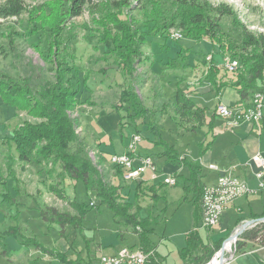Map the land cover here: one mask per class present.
<instances>
[{
    "label": "trees",
    "instance_id": "trees-1",
    "mask_svg": "<svg viewBox=\"0 0 264 264\" xmlns=\"http://www.w3.org/2000/svg\"><path fill=\"white\" fill-rule=\"evenodd\" d=\"M21 1L0 0V19L6 20L18 17L22 13L27 14L24 18L28 25L27 34L29 37L33 35L38 37L37 41L30 42L29 45L34 52H37L43 66H38V71H36L37 67L30 62L32 68L26 71V74H20L15 78L0 75L2 101L12 106L15 113L25 111L35 119L31 122L24 120L23 127H14L11 135L1 138V142H7L15 148L22 164L30 163L34 155V157L41 158L44 163L50 164V168L47 169L48 174L54 172L51 166H57L59 172L56 176L60 178V181L65 176L75 182L81 181L87 192L94 193L99 205L112 211L119 225L123 223L129 226L130 231L137 235V243L129 247L140 248L145 253L144 264H166L150 237L154 232L153 225L158 218H152L149 214L140 216L141 206L138 203V196L146 189L148 194L150 192V196L158 197L154 192L158 187H164L167 184L161 180L147 185L146 181L149 178L143 175L144 179L134 180L135 196L134 200H130L127 197L129 191L124 193L125 185L121 183L124 180L123 169L115 164H111V167L105 171L102 167L98 168V165L103 162L102 157L98 158V162L93 163L89 155L90 145L87 139L78 133L81 121L78 115L70 114L80 102L79 95L83 93L82 89L90 90L87 83L89 75L83 73L82 77H79L80 68L75 62L77 56L71 49V44L76 42L79 32L87 31L90 37L106 47V54L114 58L116 69L126 76H131L135 69V59L141 56L142 47L148 39L158 35L166 41L168 30L178 24L182 29L184 28L185 35L196 42L204 38L210 39L218 46L220 53L227 54L229 51L228 55L238 59L240 66L235 72L236 77H230L227 83L222 80L221 82L236 88L240 99L246 100L255 89L264 85V35L262 33L253 34L243 23L232 19L234 25L240 29L241 39L237 49L233 41L227 39V34L220 22L221 16L228 14V11L222 10V6L213 7L206 0H170L167 8L164 7V0H50L31 7L23 5ZM63 2L68 5L63 7ZM81 6L89 10V20L83 23L70 21L72 16L80 14ZM137 8L144 20V30L139 27V21L132 22V18L127 14L126 18L121 17L124 10L130 12ZM17 34L13 27L9 28L6 34L4 33L9 38L8 43L11 50L14 49V38ZM205 58L204 61L208 66L206 77L212 85L217 86V81L221 78L217 80L216 75L222 67L214 64L213 55L209 60ZM165 64L168 65V62L165 61ZM223 72L222 78L228 73L225 69ZM218 85L221 84L218 83ZM122 94L125 95V92ZM153 94L159 98L162 96L160 91L154 90ZM127 95L128 99H134L135 90L127 91ZM87 100L86 98L84 101ZM169 104L175 116L191 126L188 127L190 130L211 124V119L207 120V107L196 104L179 86L175 89L174 100H169V102L162 100L163 106L160 110L162 111ZM111 108L120 113L119 132L123 133L125 124L122 123L124 115L120 111L122 105L115 104ZM127 108L125 106V109ZM141 111L142 109L135 110L134 113L138 115ZM158 126L154 124L147 127L145 135L141 127L134 126L133 128L141 139H149L154 145L162 147L160 151L146 155L179 161L188 167L187 182L183 186L184 194L178 200L192 203L195 227L184 234L185 243L180 250V256L183 264H205L218 250L221 243L213 242L212 246L208 245L200 234L201 225H197L201 217L202 205L200 203L205 185L201 180V164L196 160L181 157L174 146L162 137ZM209 128L211 129L210 126ZM123 137L125 138L124 135ZM152 159L155 163L153 157ZM110 176L118 182L111 181ZM17 181L15 173L10 172L5 176L0 172L1 200L15 203L18 195L17 185H15ZM60 181L53 184L48 183L47 188L57 198L65 200L67 196ZM42 183L45 184L46 181L42 180ZM8 184L11 188L13 187L14 196L11 195ZM189 195L192 197L189 198ZM68 204L73 212L61 211L52 205H44L38 207L39 216L45 222L59 225L60 234L66 227H73L78 231L83 230L82 222L86 210L95 203L77 202L72 199L68 200ZM262 216H264V211L258 215V217ZM17 231H19L17 224L8 226L0 232V241L6 235L16 234ZM117 235L120 236L121 233L118 232ZM25 238L26 240L20 242L27 244L29 241L39 251L55 256L61 262L82 264L75 259L66 261L64 253L54 252L35 237ZM237 241L239 249L245 245L246 241L264 245V222L245 228ZM3 246H5L4 243ZM0 254H5V249L0 251Z\"/></svg>",
    "mask_w": 264,
    "mask_h": 264
},
{
    "label": "rangeland",
    "instance_id": "rangeland-1",
    "mask_svg": "<svg viewBox=\"0 0 264 264\" xmlns=\"http://www.w3.org/2000/svg\"><path fill=\"white\" fill-rule=\"evenodd\" d=\"M46 1L50 0H22L21 2L23 5L31 7ZM206 1L213 7L217 8L222 6V10L228 11V14L221 16L220 22L227 34V39L233 41L237 49L239 48V40L241 39L240 29L234 25L232 19L243 23L251 33H262L264 35V0ZM163 2L165 8L169 7L168 2H170V0H164ZM63 3V7L68 5L66 2ZM126 14L132 18V22L139 21L138 23L141 30L145 29L143 26L144 20L138 8L130 12L124 10L121 17L126 18ZM26 15V13H22L18 17H11L6 20L0 19V75L4 74L7 77L15 78L20 74H26V71H30L32 68L30 62L37 67L36 71H38V66H43V62L39 59V55L37 52H34L29 45L30 42L37 41L38 37L34 35L33 37H29L27 34L28 25L24 19ZM89 17V10L87 7L81 6L80 14L72 16L70 21L83 23L87 22ZM11 27L18 33L16 38H14L13 50L9 48V38L4 35ZM170 29L180 30L181 37H168L166 41L158 35L150 37L147 43L142 47L141 56L135 59V69L131 76H126L116 69L113 62L114 58L106 54V47L98 43L95 38L90 37L87 31L84 30L79 32L76 42L71 44V49L77 56L75 62L80 68L79 77L81 78L83 73L89 75L87 83L89 84L90 90L82 89L83 93L79 95L80 102L70 114L73 116L78 115L81 120L83 128L80 124L78 133L87 139L90 145L89 155H91L90 157L93 163L98 162V158L100 157L95 146V141H97L95 136H99L102 141H106L108 134L111 135L116 132L117 129L119 130L118 122L121 118L120 113L111 108L112 105L115 104L122 105L120 111L124 115L122 120V123L125 124L123 129L124 136L130 137L132 134L137 133L133 128L134 126L141 127V129H143L142 133L145 135L147 133L146 128L156 124L159 125L158 128H160L162 137L167 139V141L171 140L173 136L175 141L177 140L182 143V140L179 138L184 133V139L188 142L189 147L187 150H192L194 155L196 154L195 150H199L201 148L200 146L204 147L206 141L209 140L210 135L206 134L205 128L197 127L193 130H190V128L188 129V127L191 126L175 116L170 104L167 105L165 109L163 108L162 111L160 108L163 106L162 100L166 102L174 100L177 86L181 87L189 95L191 93H200L202 87L209 86V83L205 81L208 66L204 61L205 56L209 54L213 55L214 64L222 67L216 75L217 80L221 78L217 81V84H222L221 80L227 83L230 77L235 78V73H227V75L222 78L225 69L222 66V56L231 57L228 55L230 52L227 51V54L220 53L218 46L207 38L196 42L192 38L186 36L184 28L182 29L178 24ZM167 34L169 35V30ZM165 61L168 62V65L165 64ZM107 66L109 67L107 68ZM129 90H135L136 97H134V99L130 100L127 98L129 97L127 91ZM154 90L162 93L161 98L153 94ZM122 92H125V95H123ZM197 96L198 95H192L191 98L200 104V100H198L199 98ZM86 98L88 100L84 101ZM125 106L128 108L125 109ZM133 108L137 111L142 109V111L140 114L135 115V110ZM206 114L209 116L210 111H206ZM103 115L106 121L104 124L102 121V118H104ZM0 118L2 120H7V122H10L14 127H23L24 120L28 122L35 120L25 111H18L15 113V109L5 103L0 107ZM175 130L181 133L178 138L175 134ZM1 141L2 139H0V172L5 176L10 172L15 173L18 179L15 183V185H17L18 195L15 203L1 200L2 196L0 195V212L8 215L5 219L0 221V232L8 226H14L16 224L18 225L19 231H17L16 234L6 235L4 242L7 245L3 246L2 241H0V251L5 249L8 253L17 255L18 250L16 244L21 240H26L25 237H35L40 242L42 241L43 244L52 247L51 245H53L54 239L60 236V226L55 223L43 221L39 216L38 207L52 205L56 206L61 211L67 210L73 212V209L68 204V200L72 199H75L77 202L89 203L92 201L95 203L94 206H89L86 210L82 222L84 233L88 235L93 234L95 237L101 236L105 241H109L110 235L112 234L111 231L115 230L116 227L122 229V231L125 229L127 230L123 235L124 242L131 243L136 239V235L130 231V227L123 223L119 225L115 221L112 211L105 206L99 205L94 193L87 192L81 181L75 182L66 176L60 181V178L56 176L59 172V168L57 166H51L54 172L48 174L47 169L50 168V164L44 163L41 158L34 157V155L30 163L22 164L17 157L18 155L15 148L10 146L7 142L4 143ZM174 146L178 151H182L180 145L175 144ZM161 149V146L154 145L153 142L145 138H143L138 145V151L141 154H147L148 150L156 153ZM106 150L111 154L115 150L117 152L115 141H112L111 147ZM111 154H109V158ZM101 167L104 168V171L107 170L104 162L98 165V168ZM202 168L203 172H205V167L203 166ZM186 172L187 168H184L182 174H186ZM109 173L112 172L109 171ZM42 180L46 181V183H42ZM110 180L115 183L118 182V180L114 179L112 176H110ZM56 181H60V184L63 185L67 196L65 200L57 198L47 188L48 183L53 184ZM134 182L135 181L129 180L121 181V183L125 185L124 193L129 191L127 197L130 200H134L135 196ZM152 182L153 180L148 179L146 184L150 185ZM183 183L184 178L180 176L176 184L158 187L154 192L157 193L156 195L158 197L150 196V192L148 194V190L146 189L138 196V203L141 206L139 210L140 216L143 217L149 214L152 218H158L156 219L157 222L153 225L154 232L151 234V237L156 242L157 246H159L160 251L167 254L168 264L182 263L180 250L185 243L184 233L182 234V232L191 229L193 223L192 203L186 201L179 202L178 200L180 196L184 194ZM8 186L11 190V195L14 196L13 187L11 188L10 184H8ZM1 193L2 189L0 185V194ZM165 193H167L166 197L164 196ZM235 213H237L236 210ZM240 214L241 213L236 215L232 214L230 217L240 216ZM233 228L234 222L231 221L228 224L227 230L220 231V229L218 228L217 230L215 226L211 228L205 227L200 231V234L204 242L210 246H212L213 242H220V247L223 245V257L225 259L231 254V251H235L236 253L238 250H243L242 246L239 249V243L237 241L242 232L236 239H233L231 248L228 249V242L230 240L228 237L231 233L235 232V230L231 232ZM162 240L164 241L161 242ZM30 243L31 242L27 241L26 245L30 247L31 250L39 251ZM217 251L213 253L208 262H210L211 259V261L220 259L222 251ZM32 256H35V254ZM0 264L13 263L9 262L5 254H0Z\"/></svg>",
    "mask_w": 264,
    "mask_h": 264
},
{
    "label": "crops",
    "instance_id": "crops-1",
    "mask_svg": "<svg viewBox=\"0 0 264 264\" xmlns=\"http://www.w3.org/2000/svg\"><path fill=\"white\" fill-rule=\"evenodd\" d=\"M205 81L209 83V86H204L201 88L200 93H191L189 96L191 97L192 95H198L197 97L199 98L198 100H200V104H198L196 101L195 103L207 107V111H210V115L207 116V120L211 119V124L200 127L205 128L206 134L210 135L209 140L206 141L204 147L200 146L201 148L199 150H195V155L192 150H187L189 147L188 142L186 141V139H184V133L183 135H181V133L175 130L177 138L181 135L179 139L182 140V143L177 140L175 141L172 135L171 140L173 141H167V139L166 141L173 146L175 144H178L182 147V151H178L174 146L178 153H180L181 157L184 156L192 161L196 160L201 164V180L205 185L214 182L219 173L222 170L228 168H232L234 172L247 183L249 187V191L247 192V194L238 197L231 203H229L226 209L223 211L219 223H217V225L215 226L217 230L219 228L220 231H224L225 229H228V224L233 221L234 228L231 231L233 232L241 223L249 221L251 219H256L258 215H260L264 211V187L259 188L257 186V178L254 175L256 168L253 162H251V157L255 154V152L260 151L264 154V107L262 108V116L257 124L255 122L251 123L244 121L237 126H230L228 124V122L230 121L229 118H223L214 112L213 109L216 106L217 102L220 101L230 106L241 104L245 106L248 105L249 98L246 100L240 99L237 89L232 86H228L225 83L221 85L217 84V86H215L209 82L207 77H205ZM3 103L4 102L0 97V107ZM212 113H214V115H212ZM102 121L103 124L106 122L105 116L104 118H102ZM209 126L211 127V129L209 128ZM13 128L14 126L10 122H7V120H2L0 118V139L9 137L12 133ZM116 132L112 133L111 135L108 134V137H106V141H102L99 136H95V138L97 139V141H95L96 149L100 154V157L103 158V162L107 169L111 167V163L109 161V154L111 153L106 149L111 147L112 141H115V145L117 146V152L115 150L112 153L115 154L124 152L129 140V136H125V138L123 137L124 132L119 133L118 129L116 130ZM147 153L155 152H151L150 150H148ZM137 154L146 155L139 153L138 148ZM152 157L154 158L155 163L159 169L160 176L156 180H153L154 183L161 181V174H167L174 176L177 180L180 176L183 177V186L186 184V178L189 174V170L186 165L181 164L179 161L164 160L161 156L159 157L152 155ZM210 165H216V168H210ZM203 166L205 167V172H203ZM184 168H187L186 174H182ZM144 177H147L148 179L149 173L146 172L144 174ZM166 194L167 193H165L164 195L165 197ZM191 197L192 195H189V198ZM235 210L237 213H235ZM238 213H241L242 215L240 214V216L230 217L232 214L236 215ZM3 214L5 213L0 212V218L2 220L8 216L7 214ZM194 222L195 221L193 217L191 229L195 227ZM200 223L201 217L199 218L197 225ZM202 229L203 227L200 228V231ZM185 231H183L182 234H185L187 232ZM118 232L121 233L120 236L117 235ZM126 232V229L122 231V229L115 227V230L111 231V233L117 237H114L111 234L109 241H105L101 236L95 237L93 234L88 235L84 233L83 230L78 231L73 227H66L64 232L61 233L59 237L54 239L53 245H51L52 247L45 244L44 245L52 249L54 252L64 253L66 256V261L75 259L80 261L82 264H97V260L101 254H113L122 246H130L137 243V235L136 239L133 242H124L123 235ZM4 240L5 238L1 240L2 244L4 243L5 245H7ZM152 241L156 245L155 248L157 252L164 258V263L168 264L167 254L162 253L156 242L153 239ZM163 241L164 240H162L161 242ZM244 244L245 245L242 246L243 250H238L234 254L232 259H229L223 264H264V245H260L259 243L254 241H246ZM16 246L18 250L17 255L8 253L5 250L7 259L13 264H67L61 262L59 258L51 256L48 253L35 251L33 249L31 250L30 247H28L26 244L21 243L20 241L18 242V244H16ZM33 254H35V256H32ZM181 264H183V262Z\"/></svg>",
    "mask_w": 264,
    "mask_h": 264
},
{
    "label": "built area",
    "instance_id": "built-area-1",
    "mask_svg": "<svg viewBox=\"0 0 264 264\" xmlns=\"http://www.w3.org/2000/svg\"><path fill=\"white\" fill-rule=\"evenodd\" d=\"M168 37L179 38L181 37V32L180 30L169 29ZM210 58V54L206 56V60ZM222 66L228 73L232 74L237 71L240 64L238 59L224 55ZM251 94L248 105L230 106L219 101L213 110L217 115L229 118L228 124L230 126H237L244 121L255 122L257 124L262 116V108L264 107V85L255 89ZM140 141L141 136L138 133H134L129 137L124 152L110 155V163L118 165L123 169V179L126 181L141 179L146 172L149 173L150 180H156L160 177L153 159L148 155L137 154ZM251 162H253L256 168L254 175L257 178V186L263 188L264 154L260 151L255 152L251 157ZM210 168H216V165H210ZM161 175L163 183L167 185L177 183V179L174 176ZM248 191L249 187L247 183L232 168L222 170L214 182L205 185L203 188L201 196V227L211 228L216 226L228 204L236 198L244 196ZM259 222H264V216L253 223H249L247 227H251ZM234 254L235 251H231V254L223 260L222 264L232 259ZM145 260L146 255L140 248L123 246L113 254H101L97 260V264H144Z\"/></svg>",
    "mask_w": 264,
    "mask_h": 264
},
{
    "label": "water",
    "instance_id": "water-1",
    "mask_svg": "<svg viewBox=\"0 0 264 264\" xmlns=\"http://www.w3.org/2000/svg\"><path fill=\"white\" fill-rule=\"evenodd\" d=\"M260 218H261V217H260ZM260 218L251 219V220H249V221H246V222L241 223V224L236 228L235 232H234V233H231L230 236H229L228 238H232V237H234V239H236L237 236H238L243 230H245V228L247 227V225H248L249 223H253V222L259 220ZM218 251H222V255H221L220 259H223V260H224V257H223V245L220 247V249H219ZM218 251H217V252H218ZM217 252H216V253H217ZM213 257H214V256H213ZM211 260H212V259H211ZM211 260H210V261H211ZM208 263H209V262H208ZM206 264H207V263H206Z\"/></svg>",
    "mask_w": 264,
    "mask_h": 264
},
{
    "label": "bare ground",
    "instance_id": "bare-ground-1",
    "mask_svg": "<svg viewBox=\"0 0 264 264\" xmlns=\"http://www.w3.org/2000/svg\"><path fill=\"white\" fill-rule=\"evenodd\" d=\"M234 237L230 238L229 244H228V249L231 248V242L233 241ZM223 262V259H215L214 261H210L207 264H221Z\"/></svg>",
    "mask_w": 264,
    "mask_h": 264
}]
</instances>
